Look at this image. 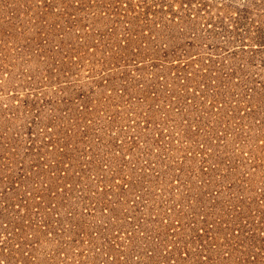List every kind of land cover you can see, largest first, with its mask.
<instances>
[{
    "label": "rangeland",
    "instance_id": "rangeland-1",
    "mask_svg": "<svg viewBox=\"0 0 264 264\" xmlns=\"http://www.w3.org/2000/svg\"><path fill=\"white\" fill-rule=\"evenodd\" d=\"M0 264H264V0H0Z\"/></svg>",
    "mask_w": 264,
    "mask_h": 264
}]
</instances>
